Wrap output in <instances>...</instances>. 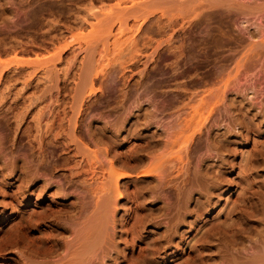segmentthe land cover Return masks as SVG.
I'll use <instances>...</instances> for the list:
<instances>
[{
  "label": "rangeland",
  "instance_id": "374dc122",
  "mask_svg": "<svg viewBox=\"0 0 264 264\" xmlns=\"http://www.w3.org/2000/svg\"><path fill=\"white\" fill-rule=\"evenodd\" d=\"M215 1L0 0V264H212L235 227L264 237V0ZM57 209L89 244L48 262Z\"/></svg>",
  "mask_w": 264,
  "mask_h": 264
},
{
  "label": "bare ground",
  "instance_id": "6f19581e",
  "mask_svg": "<svg viewBox=\"0 0 264 264\" xmlns=\"http://www.w3.org/2000/svg\"><path fill=\"white\" fill-rule=\"evenodd\" d=\"M212 1V0H211ZM210 0H209V2L208 3H213V2H211ZM217 1V0H216ZM215 1V2H216ZM223 1V0H222ZM231 2H232V0H230ZM234 1V0H233ZM225 2V1H224ZM230 2V3H231ZM221 3V2H220ZM207 4V3H206ZM214 4V3H213ZM216 4H218V2H216ZM224 4H226V3H224ZM203 5H205V4H203ZM238 5V4H237ZM196 6V5H195ZM191 7V6H190ZM200 7V6H199ZM203 7V6H202ZM204 7H206V6H204ZM242 8H246V7H243V6H241ZM255 7V6H254ZM257 7V6H256ZM260 7V6H259ZM259 7L258 8H255V9H249V10H251V11H256L257 9H259ZM193 8V7H192ZM263 8V7H262ZM193 9H198V6H197V8H193ZM248 10V11H249ZM195 11V10H194ZM251 11H249V12H251ZM185 12V11H184ZM187 12V11H186ZM243 12V11H242ZM195 13V12H194ZM198 13V12H197ZM95 14V13H94ZM188 14V13H187ZM248 14V13H247ZM197 15V14H196ZM195 15V16H196ZM207 15H209V14H207ZM219 15V14H218ZM182 17H183V15H181ZM190 16H191V14H190ZM198 16V15H197ZM186 17H187V15H186ZM192 18V17H191ZM190 18V19H191ZM208 18V17H207ZM212 18V17H211ZM221 18V17H220ZM141 19V18H140ZM216 19V18H215ZM82 20V19H81ZM201 20V19H200ZM200 20H199V22H200ZM220 21V20H219ZM225 23V22H224ZM195 24V23H194ZM197 24V23H196ZM169 25V24H168ZM189 25V24H188ZM187 25V26H188ZM225 25V24H224ZM170 26V25H169ZM219 26H220V24H219ZM226 26H227V24H226ZM165 27V26H164ZM171 27V26H170ZM228 27V28H227ZM226 28L227 29H229L230 28V26H229V24H228V26H227ZM220 28V27H219ZM218 28V29H219ZM223 28V27H222ZM225 28V29H226ZM173 31V30H172ZM222 31V30H221ZM218 32V31H217ZM231 32H233V26L231 25ZM188 33V32H187ZM207 33V32H206ZM221 33V32H220ZM222 33H223V31H222ZM186 34V33H185ZM212 34L214 35V33H209L208 35H210V37L212 38ZM194 35V34H193ZM189 36V35H188ZM216 36V35H215ZM238 36V35H237ZM187 38V37H186ZM195 38V37H194ZM216 38V37H215ZM219 38V37H218ZM217 38V39H218ZM223 38V37H222ZM221 38V39H222ZM233 38V37H232ZM243 38V37H242ZM213 40V42H212V40H211V42L213 43V44H216V45H218L219 43H222L221 41L222 40ZM209 40V39H208ZM205 41V40H204ZM210 41V40H209ZM244 41V40H243ZM188 43V42H187ZM205 43V42H204ZM209 44V43H208ZM196 45V44H195ZM211 45V44H210ZM222 45H223V43H222ZM180 46V45H179ZM182 46V45H181ZM215 46V45H214ZM218 47V46H217ZM223 47V46H222ZM206 48V47H205ZM219 48V47H218ZM176 49V48H175ZM216 49V48H215ZM199 51V50H198ZM205 52V51H204ZM195 53V52H194ZM201 55V54H200ZM182 58V57H181ZM253 61V60H252ZM175 64V63H174ZM103 66V65H102ZM194 66H196V65H194ZM99 71V70H98ZM124 71V70H123ZM237 91V90H236ZM237 94V93H236ZM238 94H239V92H238ZM218 97V96H217ZM210 99V98H209ZM215 99V98H214ZM208 100V99H207ZM242 100V99H241ZM197 102V101H196ZM247 104V103H246ZM197 106H195V104H194V107H193V114H192V116H191V120L188 122V130H190V126H194L193 128H194V132H197V131H199L200 129H201V127L210 119L209 117H210V113L212 112H210L209 111V114H207V116L205 115V112H203V110H205L206 109V107H203V105L202 104H200V105H198V104H196ZM248 105H250V104H248ZM251 106V105H250ZM207 110V109H206ZM41 112V111H40ZM241 113V112H240ZM264 113V112H263ZM243 114V113H242ZM259 114V113H258ZM41 115V114H40ZM39 115V116H40ZM59 115V114H58ZM145 115V114H144ZM245 116V115H244ZM233 118V117H232ZM236 118V117H235ZM40 119V118H39ZM59 119V118H58ZM121 119V118H120ZM145 119V118H144ZM185 120V119H184ZM7 121H8V119H7ZM36 121V120H35ZM55 121H56V118H55ZM57 121H60V120H57ZM65 121H66V119H65ZM145 121V120H144ZM60 122H63L62 120L60 121ZM121 122V121H120ZM125 122V121H124ZM141 122V121H140ZM151 122V121H150ZM238 122V121H237ZM65 123V122H64ZM63 123V125H65ZM239 123V122H238ZM54 124V123H53ZM60 124H62V123H60ZM59 124V125H60ZM49 126V125H48ZM62 126V125H61ZM60 126V127H61ZM32 127V126H31ZM142 127V126H141ZM182 127H184V126H182ZM234 127V126H233ZM20 128V127H19ZM54 128H56V126L54 127ZM58 128V127H57ZM52 129V128H51ZM48 130V131H50V133L52 132V131H54V130ZM63 129V128H62ZM65 129V128H64ZM186 129V130H187ZM229 129V128H228ZM58 130V129H57ZM59 131V130H58ZM61 131V130H60ZM201 131V130H200ZM229 131H231V130H229ZM55 132H57V131H55ZM189 132H191V131H189ZM54 132H52L51 133V136H52V134H53ZM58 134H59V132H57ZM57 133H54L55 135H57ZM90 133H92V132H90ZM230 133V132H229ZM174 134V133H173ZM179 134V133H178ZM184 134V133H183ZM47 135V134H46ZM176 135V134H175ZM231 135V134H230ZM50 136V135H49ZM60 137V134L59 135H57V137ZM62 136V135H61ZM95 136V135H94ZM179 136V135H178ZM37 137V136H36ZM56 137V138H57ZM59 137H58V139H59ZM160 137V136H159ZM192 137H193V134L190 136V137H186V139L185 138H182V137H179V140L177 141L178 143H180L181 141L183 142V143H187L190 139H192ZM51 138V137H50ZM50 138H48V139H50ZM52 138H54L53 136H52ZM51 138V139H52ZM65 138V137H64ZM173 138H175V137H173ZM46 139H47V137H46ZM50 139V141H52ZM153 139V138H152ZM169 139H170V137H169ZM53 140H55V139H53ZM57 140V139H56ZM55 140V141H56ZM163 140V139H162ZM60 141V140H59ZM70 141V140H69ZM73 141V140H72ZM215 141V140H214ZM54 142V141H53ZM53 142H51L52 143V145H53ZM57 142H58V140H57ZM71 142V141H70ZM3 143V142H2ZM1 143V144H2ZM164 143V142H163ZM162 143V144H163ZM176 143V142H175ZM221 143V142H220ZM219 143V144H220ZM55 144V143H54ZM68 144V143H67ZM161 144V143H160ZM189 144H190V142H189ZM215 145H217V142H215L214 143ZM51 145V144H50ZM62 145V144H61ZM69 145H71V144H69ZM173 145V144H172ZM156 146V145H155ZM218 146V145H217ZM6 147V146H5ZM215 146H213V148H214ZM66 148V147H65ZM187 148H188V146H187ZM262 148V147H261ZM175 149V148H174ZM185 149V148H184ZM5 150V149H4ZM62 150H64V149H62ZM160 150V149H159ZM190 150V149H189ZM261 150V149H260ZM186 151V150H185ZM220 151V150H219ZM224 151V150H223ZM75 152V151H74ZM151 152H153V151H151ZM225 152V151H224ZM262 152V151H261ZM45 153V152H44ZM76 153V152H75ZM223 153V152H222ZM263 153H264V151H263ZM2 154V153H1ZM143 154V153H142ZM59 155V154H58ZM103 155V154H102ZM181 155V154H180ZM188 155V154H187ZM75 156V155H74ZM152 156H154V155H152ZM66 157V156H65ZM73 157V156H72ZM249 158V157H248ZM14 159V158H13ZM44 159V158H43ZM103 159V158H102ZM1 160V159H0ZM6 160V159H5ZM14 162V161H13ZM44 162V161H43ZM64 163V162H63ZM4 164V163H3ZM57 164V163H56ZM76 164V163H75ZM173 164V163H172ZM223 164H225V163H223ZM2 165V164H1ZM7 165V164H6ZM14 165V164H13ZM17 165V164H16ZM151 165V164H150ZM149 165V166H150ZM5 166V165H4ZM78 166V165H77ZM144 166V165H143ZM224 166V165H223ZM7 167V166H6ZM13 167V166H12ZM22 167V166H21ZM52 167V166H51ZM84 168V167H83ZM95 168V167H94ZM103 168V167H102ZM155 168V167H154ZM1 169V168H0ZM9 169V168H8ZM12 169V168H11ZM13 169H15V168H13ZM100 169V168H99ZM182 169H183V167H182ZM152 170V169H151ZM150 170V172H148L147 171V173H145V174H147L148 176L149 175H151L152 176V171ZM167 170V169H166ZM170 170V169H169ZM22 171V170H21ZM24 171V170H23ZM29 171V170H28ZM31 171V170H30ZM84 171V170H83ZM155 171V170H154ZM157 171V170H156ZM155 171V172H156ZM163 171V170H162ZM161 171V172H162ZM8 172V171H7ZM32 172H33V170H32ZM82 172V171H81ZM175 172H176V170H175ZM182 172V171H181ZM31 173V172H30ZM33 173H35V172H33ZM195 173V172H194ZM221 173V172H220ZM223 173V172H222ZM32 174V173H31ZM31 174H30V176H31ZM37 174V173H36ZM144 174V173H143ZM167 174V173H166ZM92 175V174H91ZM154 175V174H153ZM180 175V174H179ZM178 175V176H179ZM211 175V174H210ZM34 176V175H33ZM32 176V177H33ZM204 176V175H203ZM31 177V178H32ZM97 177V176H96ZM160 177V176H159ZM170 177V176H169ZM174 177H176V176H174ZM210 177V176H209ZM217 177V176H216ZM28 178V177H27ZM173 178V177H172ZM27 180V179H26ZM175 180V179H174ZM222 180V179H221ZM34 181H36L35 180V178H34ZM160 181H161V179H160ZM166 181H167V179H166ZM173 181V180H172ZM53 182V181H52ZM175 182V181H174ZM168 183V182H167ZM98 184V183H97ZM96 184V185H97ZM155 184H157V183H155ZM161 184V183H160ZM170 184H172V182L170 183ZM169 184V185H170ZM214 184V183H213ZM217 184V183H216ZM220 184V183H219ZM67 185V184H66ZM100 186V185H99ZM160 186V185H159ZM158 186V187H159ZM214 186V185H213ZM23 187V186H22ZM181 187V186H180ZM183 187V186H182ZM24 188V187H23ZM66 188V187H65ZM148 188V187H147ZM170 188V187H169ZM153 189H155V188H153ZM21 190V189H20ZM59 190H60V188H59ZM57 191V190H56ZM61 191H63V190H61ZM70 191V190H69ZM157 191V190H156ZM119 192V191H118ZM139 192H140V190H139ZM154 192V191H153ZM179 192V191H178ZM60 193H62V192H60ZM64 193V192H63ZM94 193V192H93ZM119 194H120V192H119ZM213 194V193H212ZM76 195V194H75ZM137 195V194H136ZM159 195V194H158ZM24 196V195H23ZM55 196V195H54ZM58 196V195H57ZM86 197V196H85ZM151 197V196H150ZM161 197V196H160ZM143 198V197H142ZM166 198V197H165ZM134 199V198H133ZM146 199V198H145ZM85 200V199H84ZM186 200V199H185ZM88 201H90V200H88ZM187 201V200H186ZM83 202V201H82ZM86 202V201H85ZM253 203V202H252ZM146 204V203H145ZM67 205V204H66ZM85 205V204H84ZM49 206V205H48ZM86 206V205H85ZM102 206V204L100 205V207ZM179 206V205H178ZM82 207H84V206H82ZM81 207V208H82ZM90 207V206H89ZM105 207V206H104ZM144 207V206H143ZM168 207V206H167ZM173 207V206H172ZM71 208V207H70ZM88 208V207H87ZM253 208V207H252ZM63 209V208H62ZM89 209V208H88ZM254 209L255 208H253V214H254ZM46 212H41V214H39L37 217V220L39 219L40 220V218H41V220H43L42 222H46V221H49L50 222V224L52 225V226H55V227H48V229H46V231H45V234H41L43 237H40L39 239H38V241H40V244H39V248H38V250H36L35 251V256H37V258L38 257H44L43 259H45L44 261H48V262H50L49 261V258H51L50 256H55L56 255V251H58V250H56V248L55 247H61V249H63V251H61L60 252V256H59V258L61 257L62 259L61 260H63V258H65L67 255L69 256H73V255H78V252L81 250V249H83V248H81V247H83L85 244L87 245V244H89L88 242L86 243V241L85 242H83L86 238H85V236L83 235V234H81V237L82 238H84V239H81L80 240V233L79 234H77V236H76V238H77V241H74V239H72L73 240V242H70V240H63L64 238H62V237H58V239H57V237L55 238V236L52 234V231H57V230H60L61 232H64L66 229H68L67 228V222L66 221H64L63 220V218H62V210H60V209H57V210H55V211H50V212H47V210H45ZM250 211V210H249ZM78 212V211H77ZM81 212V211H80ZM83 212V211H82ZM38 213V212H37ZM65 213V212H64ZM250 213H251V211H250ZM80 214V213H79ZM82 214V213H81ZM66 215V214H65ZM72 215V214H71ZM247 215V214H246ZM85 216V215H84ZM145 216V215H144ZM250 216V215H249ZM160 217V216H159ZM186 217V216H185ZM75 218V217H74ZM84 218V217H83ZM96 218V217H95ZM145 218V217H144ZM253 218V217H252ZM80 219H81V217H80ZM97 219V218H96ZM41 220H40V222H41ZM46 220V221H45ZM73 220V219H72ZM175 220V219H174ZM74 221V220H73ZM177 221V220H176ZM39 222V221H38ZM39 222V223H40ZM41 222V223H42ZM94 222V221H93ZM74 223V222H73ZM80 223V222H79ZM220 224V223H219ZM225 224V223H224ZM217 225V224H216ZM227 225V229H229L230 227H231V229H232V227H233V225H231L230 227H229V225L230 224H226ZM93 226V225H92ZM220 226V225H219ZM218 226V227H219ZM222 226H225V225H222ZM222 226L220 227V229L222 230L221 232H222V234L224 235V233H225V236H226V234H227V232H224L223 233V229H222ZM240 226V225H239ZM246 226V225H245ZM74 227V226H73ZM75 227H79V226H75ZM86 227V226H85ZM176 227V226H175ZM238 227V226H237ZM237 227H235L234 229H233V231H232V233L230 234V235H228L227 234V237L229 236L230 238H228L227 239V237H225V239H224V237H223V235L222 234H219L218 235V237L216 236V238L215 239H213V240H210L209 241V239H208V241H206L205 243V247L206 248H208V249H212V248H214V247H216L213 243L215 242V240H217L218 238H219V240L222 238V239H224V242H225V245L226 246H224L223 244H221L223 247H217V252H216V254H215V256L213 255V256H211L212 257V259H214V262H212V264H216L215 263V261L217 260V258L219 257V262H217V264H264V237H253V238H250L249 237V239H248V243H249V245H248V247H247V245L245 246V244L243 245V248L241 247L240 248V245H239V248L237 247L236 248V246L238 245V243L240 244V241L242 240V239H244V237L245 236H242V230L241 231H239L238 229L236 230V228ZM71 228V227H70ZM69 228V229H70ZM94 228V227H93ZM111 228V227H110ZM173 228V227H172ZM77 229V228H76ZM88 229V228H87ZM219 229V230H220ZM226 228H224V230H225ZM227 229H226V231H227ZM248 229H250V228H248ZM88 230H90V228L88 229ZM92 230V229H91ZM94 230V229H93ZM218 230V231H219ZM254 230V229H253ZM260 230V229H259ZM71 231H73V228H72V230ZM74 231H76L75 229H74ZM82 231V230H81ZM87 231V230H86ZM100 231V230H99ZM252 231V230H251ZM85 232V231H84ZM166 232V231H165ZM217 232V231H216ZM215 232V233H216ZM240 232H241V234H240ZM245 232V231H244ZM75 233V232H74ZM73 233V234H74ZM78 233V232H77ZM95 233V232H94ZM94 233H92V234H94ZM214 233V232H213ZM255 233V232H254ZM53 235L54 237H52V236H50V235ZM56 234H58V233H56ZM61 234H63V233H61ZM88 234H90V231H88L85 235L86 236H89ZM177 234V233H176ZM210 234V233H209ZM212 234V233H211ZM258 234V233H257ZM260 235H261V233H259ZM75 235V234H74ZM166 235V234H165ZM213 235V234H212ZM248 235V234H247ZM247 235H246V238H248L247 237ZM263 235V234H262ZM94 236V235H93ZM92 236V237H93ZM175 236V235H174ZM213 237V236H212ZM53 238H55V239H53ZM211 238V237H210ZM69 239V238H68ZM95 239V238H94ZM98 239V241H99V238H97ZM227 239V240H226ZM11 240V239H10ZM30 240V239H29ZM93 240V239H92ZM205 241V240H204ZM212 241V242H211ZM221 242H223L222 240H220ZM242 242L243 241H241V244H242ZM244 243V242H243ZM247 243V244H248ZM9 244V243H8ZM202 244H204V243H202ZM216 244V243H215ZM85 245V246H86ZM88 246V245H87ZM23 247V246H22ZM90 248H92L91 247V245H90ZM106 248H108V247H106ZM33 250V249H32ZM87 250V249H86ZM109 251V250H108ZM85 252V251H84ZM34 253V252H33ZM80 253V252H79ZM83 254V253H82ZM81 253L79 254V255H82ZM85 254V253H84ZM96 254V253H95ZM92 255V256H90L89 258H86V260H84V264H98L99 262H98V260H101V259H103V258H99L100 256L99 255ZM31 255H33V254H31ZM33 255V256H34ZM33 256H31V257H33ZM69 256V257H70ZM103 256V255H102ZM204 256V255H203ZM217 257V258H216ZM30 258V257H29ZM55 258H56V256H55ZM58 258V257H57ZM99 258V259H98ZM106 258V257H105ZM205 258V257H204ZM39 259V258H38ZM80 259V258H79ZM26 260V259H25ZM34 260H36L35 258H34ZM42 260V259H41ZM40 259L38 260V261H30V260H26L25 262V264H43L42 262L43 261H41ZM66 260V259H65ZM74 260H76V258L74 259ZM74 262V261H73ZM101 262H103V261H101ZM203 262V261H202ZM52 263V262H51ZM50 263V264H51ZM54 263V262H53ZM62 263V262H61ZM68 263V262H67ZM143 263V262H142Z\"/></svg>",
  "mask_w": 264,
  "mask_h": 264
}]
</instances>
